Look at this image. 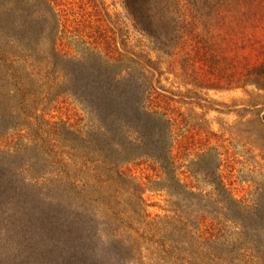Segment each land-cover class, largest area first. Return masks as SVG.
I'll return each instance as SVG.
<instances>
[{
    "label": "trees",
    "instance_id": "1",
    "mask_svg": "<svg viewBox=\"0 0 264 264\" xmlns=\"http://www.w3.org/2000/svg\"><path fill=\"white\" fill-rule=\"evenodd\" d=\"M155 1L126 5L157 37ZM55 4L0 0V203L16 207L15 227L28 188L50 210L48 244L0 229V264H264V207L233 196L217 149L191 161L192 183L182 178L174 119L157 101L159 61L118 14L87 11L99 21L87 33ZM254 75L264 89V64ZM64 97L81 108V123L52 117ZM132 164L154 172L150 189L167 193L168 214L150 218ZM44 215L34 220L41 227Z\"/></svg>",
    "mask_w": 264,
    "mask_h": 264
},
{
    "label": "rangeland",
    "instance_id": "2",
    "mask_svg": "<svg viewBox=\"0 0 264 264\" xmlns=\"http://www.w3.org/2000/svg\"><path fill=\"white\" fill-rule=\"evenodd\" d=\"M56 2L66 10L65 19L71 27L77 17L87 25V33L96 30L99 23L97 17L89 19L87 11L106 9L112 18L118 14L132 39L142 41L152 60L159 61L154 84L162 97L157 101L174 119L173 153L185 182L192 183L188 172L191 161L209 149H217L220 173L233 196L248 206L253 201L264 207V89L254 82V70L264 64V0H156L153 7L158 14L155 12L151 19L163 17L158 21L157 37L140 28L142 20L135 17L140 11L132 13L127 0ZM99 18L108 21L105 14ZM52 117L78 123L84 114L71 98L64 97ZM5 146L0 138V147ZM131 169L145 187L150 218L168 214L167 193L150 189L149 177L154 172L146 165L132 164ZM23 182L30 186L39 183L9 181L14 188ZM28 191L27 202L21 198L24 207L17 208V227L12 217L16 207L9 210L0 203L6 211L5 216L0 211V229L19 232L39 246L48 244L44 228L49 227L45 221L50 210L36 201L40 196L37 190ZM40 212L45 214L42 227L34 221ZM28 234L32 236L25 237Z\"/></svg>",
    "mask_w": 264,
    "mask_h": 264
}]
</instances>
